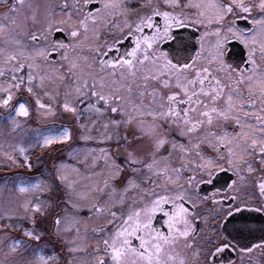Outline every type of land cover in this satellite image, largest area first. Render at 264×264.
<instances>
[{"label": "snow or ice", "instance_id": "1", "mask_svg": "<svg viewBox=\"0 0 264 264\" xmlns=\"http://www.w3.org/2000/svg\"><path fill=\"white\" fill-rule=\"evenodd\" d=\"M8 3L0 109L13 129L34 111L49 125L38 146L84 159L71 175L61 161L19 187L38 193L23 205L27 241L12 240L20 259L0 264H264L253 256H264V0H65L59 20L48 0ZM58 114L97 147H72L74 129L57 126ZM98 162L99 172L81 171ZM38 217H51L50 228ZM93 219L103 226L81 235Z\"/></svg>", "mask_w": 264, "mask_h": 264}, {"label": "rangeland", "instance_id": "2", "mask_svg": "<svg viewBox=\"0 0 264 264\" xmlns=\"http://www.w3.org/2000/svg\"><path fill=\"white\" fill-rule=\"evenodd\" d=\"M83 54H88L87 49L84 50ZM56 66H58V64ZM60 89L61 91H63V85L60 86ZM63 115L64 114L57 115V126L65 124L69 127L76 128V121L72 118L71 121H69L67 120L68 118L63 117ZM6 117L7 110L0 109V169H4L5 167L11 169V173L9 175L6 174V169L4 171L0 170V261H18L20 259V251L23 250L21 249L16 253L11 252L10 243L14 239L27 241V238L23 236V228L29 227L30 223L27 219V216L29 214L26 213L23 205L25 204V202L32 200L35 195H38V193L32 192L20 193L19 187H21L22 185H26L30 182H35V180L37 179H46L47 177L45 174L47 172L52 171L53 164L59 163L61 161L69 166L67 171L71 175L72 166L79 167L77 162L82 161L84 159V156L83 153L73 155L69 147H64L62 149V152L57 154H53L51 153V150H48L47 153H43L40 159H38L35 162L34 166L31 167V169H33V172H20V169H16L17 166L22 165L20 161L24 160V155L28 156L27 153L29 151L35 150L37 147H40L36 143L37 138L39 137L41 132H46L48 130L49 125L42 124L41 121L36 118L34 111L33 115L29 118L17 117L18 120L23 121L22 126L17 129H13L11 120L6 119ZM81 122H89L87 120V114L85 116V119ZM75 130L76 132L74 131V136H76L77 138L72 147H84L86 145L90 147H97V144L94 141L85 142L80 140L78 138V133L81 130L77 128ZM100 131H103V129H100ZM92 135L97 136V131L93 130ZM18 146H22L26 149L25 154H21L19 151L14 150ZM100 146L102 147V145ZM5 153H9L14 156L17 162L12 163L11 161H9ZM102 168L103 163L98 162L96 168H89L88 170L81 168V171L85 172L87 175H91L92 172H99ZM131 199L132 198L130 197L129 201ZM129 201L128 203H130ZM5 214L11 216L12 219L7 220ZM80 215L86 219L88 216L87 210H83ZM37 223L41 228H50L51 217H49L48 219L38 217ZM101 226H103V222L96 219L89 221L87 224L81 223L79 225L81 229V235H84L85 229H87L89 237H91V229ZM71 233L72 232H69L67 234V239L71 236ZM69 240H71V238H69ZM94 241L96 242L95 239L90 238L88 239L87 243L89 245V243ZM28 243L34 247L37 245V243L44 244L45 241H30ZM48 248L49 250H51L52 245L49 244ZM56 250L59 251L58 248ZM78 257L82 259L88 258L87 256H83L79 253ZM61 264H63V261H61Z\"/></svg>", "mask_w": 264, "mask_h": 264}, {"label": "flooded vegetation", "instance_id": "3", "mask_svg": "<svg viewBox=\"0 0 264 264\" xmlns=\"http://www.w3.org/2000/svg\"><path fill=\"white\" fill-rule=\"evenodd\" d=\"M48 2L52 5V7H53V9H54V11L57 13V15H56V19L57 20H59V19H67V17L66 16H64L63 14H62V8H61V6L65 3V0H48ZM75 2V0H67V3L68 4H73ZM9 7H11V3H8L7 5H3V4H0V14H3V13H5L6 11H7V9L9 8ZM70 11V10H69ZM76 22V19H75V13H73V19H72V21L70 22V23H75ZM239 24H240V26L241 27H251V24H250V22L249 21H244V20H241V21H239L238 22ZM38 26H33L30 22H29V24L27 25V31H35L36 30V28H37ZM189 31H192L191 29H189ZM53 37H55V38H57V39H60V40H64L66 37H67V30H65L64 32H61V33H53ZM53 37H50V39L51 38H53ZM20 38L25 42V43H30V41H29V39H28V37H27V35H24V34H21V36H20ZM0 41H2L1 40V38H0ZM240 45L238 44V43H235L234 42V44H233V48L236 50V51H239L240 50ZM55 63V62H54ZM5 113H6V111H5ZM63 117H67L68 119L67 120H69V121H71V117L70 116H68V115H66V114H64L63 115ZM144 119L145 120H150L151 118L150 117H144ZM73 129H74V131L76 132V128L75 127H72ZM120 132H121V134H123L124 132H125V129L123 128V127H121L120 128ZM177 139H180L179 137H176ZM181 142H184V141H181ZM103 146V145H102ZM48 150H51V149H49V148H42V147H37L35 150H32V151H29L27 154L28 155H31V153L32 152H36V159H35V161H34V164H35V162L38 160V159H40V157H41V155L43 154V153H47V151ZM57 154V153H56ZM166 154V153H165ZM25 161V160H24ZM30 161V160H29ZM32 165H33V163H32ZM34 166V165H33ZM178 166V165H177ZM4 169H6L5 170V172H6V174H10L11 172H10V170L11 169H9V168H7V167H5ZM29 170H31V168H29ZM41 171H42V167H41ZM40 171V172H41ZM51 172V171H50ZM222 175H231L230 173H228V174H222ZM202 194H203V192H207V191H209L210 190V186H207V185H205V186H202ZM130 203H131V200L129 201ZM130 203H128V204H125V205H123V207L121 208V210L122 211H127V209H128V207H129V204ZM201 227H203L202 225H201ZM207 234V232L205 231V232H202L201 233V235L203 236V235H206ZM75 236V232H72L71 233V236L70 237H68V239L69 238H73ZM218 237H213V239H217ZM97 246V241L95 242H91V243H89V245H88V252L89 253H91L92 252V250H93V248H95ZM77 256H78V254H77ZM253 256L256 258V259H258V260H264V256H262L261 254H260V251H259V249H257L256 251H255V253H253ZM229 258H232V254L230 253V252H226L225 254H223L221 257H219L218 259H220V260H224V261H226L227 259H229ZM130 259H134V258H130ZM202 259V258H201Z\"/></svg>", "mask_w": 264, "mask_h": 264}, {"label": "trees", "instance_id": "4", "mask_svg": "<svg viewBox=\"0 0 264 264\" xmlns=\"http://www.w3.org/2000/svg\"><path fill=\"white\" fill-rule=\"evenodd\" d=\"M36 156H37L36 152H32L31 155H28L30 163L31 164L33 163V165H34V161L36 159ZM20 162L22 163V165L21 166H17L16 169H20V172H24V173L33 172V169L29 170V168L27 167V163L24 160H21ZM33 165H32V167H33ZM0 170L4 171L5 169L2 168Z\"/></svg>", "mask_w": 264, "mask_h": 264}]
</instances>
